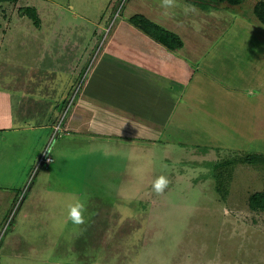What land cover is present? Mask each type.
<instances>
[{
  "label": "rangeland",
  "instance_id": "1",
  "mask_svg": "<svg viewBox=\"0 0 264 264\" xmlns=\"http://www.w3.org/2000/svg\"><path fill=\"white\" fill-rule=\"evenodd\" d=\"M259 1L221 4L223 22H207L203 2L187 8L197 13L194 24L160 18L183 50L195 51L192 69L204 75L191 81L193 102L176 108L148 142L97 128H114L112 115L123 116L112 98H140L139 89L126 88L132 47L123 27L140 10L175 5L83 0L64 13L62 31L73 40L62 54L45 57L48 66L29 70L42 50L23 47L25 40L5 57L16 66L0 56V92L11 96L12 111L5 117L0 98V125L11 123L0 128V264H264V211L248 206L249 195L264 189V165L238 162L264 155V77L252 68V52L264 48V26L253 14ZM0 3V15L14 13L12 0ZM81 10L86 17L69 14ZM208 52L209 60L224 61L221 68L205 66ZM131 76L144 84L141 72ZM82 101L106 114L91 119ZM89 117L94 123L79 129ZM160 176L168 184L157 194ZM77 199L86 206L81 225L68 218Z\"/></svg>",
  "mask_w": 264,
  "mask_h": 264
},
{
  "label": "crops",
  "instance_id": "2",
  "mask_svg": "<svg viewBox=\"0 0 264 264\" xmlns=\"http://www.w3.org/2000/svg\"><path fill=\"white\" fill-rule=\"evenodd\" d=\"M84 1H103L104 4H106V7H111L116 0ZM79 2H83V0H23V2L22 0H12V9H14V13L6 18L4 15H0V56L4 57L2 61L4 62L3 64L6 65V55L11 52H15V48L23 44L20 43L21 40H25L26 44L23 47H29L31 51L32 48L36 50H42L41 55L38 56V62L28 64L29 70L31 68L33 69L34 67L45 68V66H48L47 62L45 61V57L47 58L49 56L52 57L62 54L65 45L69 44L68 42L70 40H73L71 37H69V34L67 35V33L62 31L64 25L63 18L64 13L68 12V8L71 9L73 7L72 4H75L76 7H79ZM203 3H207L208 6L207 8L205 7L204 9L206 10L203 11L204 18L207 22H211L213 20H216L217 22L224 21L225 15L220 5L226 3H216L213 0H206ZM200 4H202V2L199 0H174L175 8L177 7L178 9L174 10L172 6L173 10L170 8L167 11L165 10L160 13H155L146 8L144 10H140V14L146 17L148 20L152 22L154 21L156 24L158 21L159 23L163 24L160 18L165 17L166 14L169 16V23H172L173 21L177 23L180 20L177 17H181L184 18L188 23L192 22L194 24L196 23L195 17L197 16V13L194 9L190 10L187 8H198L197 5ZM25 8H32L35 10L39 19L38 26H35L33 21L25 15ZM69 14H71L73 18L78 17L79 14L83 17H86L84 10H81L79 13L71 12ZM135 14H139V12ZM239 19L240 18H232L233 21L237 20L238 22L240 21ZM45 30H47V32H44ZM171 31L174 33L176 32L175 29H172ZM228 31L229 30H227L226 33H228ZM120 34H122V37L125 38L126 42H131L130 46L132 47L125 52V54L130 52L129 56H131V60H120V63L124 61L125 66L127 65V68L129 66L131 67L126 72L128 74V79L125 82L128 86L126 88H131L132 90L135 88L139 89V93L136 95L140 96V98L133 97V100L137 101L136 104L133 102L128 103L127 101H121L112 98V101H114L118 109H123L124 114H122L123 116L116 114L112 115L116 121L114 128L108 127V130H103L102 127L98 126L97 131L99 134L105 133L103 135L121 139H125L128 136L130 137L132 136L131 134H133L140 137L141 139L144 138L145 141L148 142L150 134H160L161 132H157L156 130H158L160 127L167 126L175 114L176 108L180 106H186L189 101L191 103L193 102V99H191L189 96V86L196 73L199 75L204 74L201 72H195V70L193 71L192 69L191 64H195V62H197V59L195 58V51L193 49L189 48L188 50H183V48H179L175 50H169L153 41L150 37L137 29L131 23L125 24ZM143 39H148L153 43L149 42L148 40L146 43H144ZM212 49L213 48H211V50ZM242 49L243 48H239V51L241 52ZM115 50H118V48ZM240 52H235V54L237 56H241ZM225 55L226 53H224V56ZM229 55L230 54L227 50V56L229 57ZM203 56L205 66H208L207 68L211 69L222 67V63L224 61H221L222 59H217L218 56H213L215 58H212L211 60L208 58L209 52ZM139 57H142L141 63H138L139 61L137 62V58ZM252 57H254L252 58V68L254 69V74L256 72V75L260 80V77H264V48L253 51ZM143 58L146 65L143 64ZM79 60L78 62H81L82 57ZM207 60L213 62L214 64L212 63V65L209 66ZM228 60L231 61L233 59L229 57ZM9 64L12 66L17 65L15 62H8L6 66ZM241 64L244 65L245 62L242 60ZM139 72H141V75L144 76L145 79L143 85L138 83V80L135 81L133 76H131L132 73L138 74ZM217 75L212 74L214 78H216ZM253 87H255V84ZM0 98L4 100L2 103L5 105V107H3L4 112L7 114L5 117L10 119V115H12L9 101L11 96H8V92H0ZM86 103V101L83 102L82 108L85 112H90L91 119H95L96 117H101L102 114H106L102 108H99L98 106H92L91 103H87L90 105V107L88 110H86ZM90 117L88 118V121L83 120L82 123L80 122L78 128H81V126L83 127L85 123L89 124L93 122ZM9 124H11L10 121L0 125V128L5 131ZM99 124L101 125L100 122L95 123V125ZM148 125L151 126L148 127ZM156 142H158V140ZM154 144L156 143L154 142Z\"/></svg>",
  "mask_w": 264,
  "mask_h": 264
},
{
  "label": "trees",
  "instance_id": "3",
  "mask_svg": "<svg viewBox=\"0 0 264 264\" xmlns=\"http://www.w3.org/2000/svg\"><path fill=\"white\" fill-rule=\"evenodd\" d=\"M205 2L206 0H199ZM216 3H226L230 6H238L243 0H213ZM24 13L31 19L35 26H38L39 19L36 12L32 8H25ZM253 14L260 25L264 26V0L257 2L253 7ZM129 22L135 26L137 29L142 31L148 37H150L156 43L166 47L169 50H175L182 47V42L178 36L159 26L158 24L148 20L141 14L133 15L129 18ZM238 162L245 163L248 165H264V155L261 154H247L238 159ZM229 162H225L220 165L221 167L225 165H230ZM248 206L253 211H264V189L262 191H256L249 195Z\"/></svg>",
  "mask_w": 264,
  "mask_h": 264
},
{
  "label": "clouds",
  "instance_id": "4",
  "mask_svg": "<svg viewBox=\"0 0 264 264\" xmlns=\"http://www.w3.org/2000/svg\"><path fill=\"white\" fill-rule=\"evenodd\" d=\"M162 7H172L174 6V0H161ZM168 180L164 176L158 177L153 182V190L160 194L167 187ZM86 211V206L80 200H76L74 204L68 205V218L76 225H81L85 223L84 212Z\"/></svg>",
  "mask_w": 264,
  "mask_h": 264
},
{
  "label": "built area",
  "instance_id": "5",
  "mask_svg": "<svg viewBox=\"0 0 264 264\" xmlns=\"http://www.w3.org/2000/svg\"><path fill=\"white\" fill-rule=\"evenodd\" d=\"M51 159H47L46 161L49 162Z\"/></svg>",
  "mask_w": 264,
  "mask_h": 264
}]
</instances>
